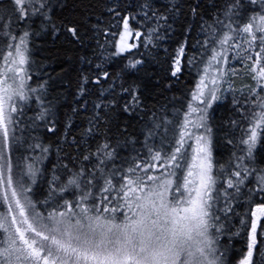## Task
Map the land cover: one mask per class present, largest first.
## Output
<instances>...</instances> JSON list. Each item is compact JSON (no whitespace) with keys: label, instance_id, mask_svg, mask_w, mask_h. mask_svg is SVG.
Segmentation results:
<instances>
[{"label":"snow or ice","instance_id":"obj_1","mask_svg":"<svg viewBox=\"0 0 264 264\" xmlns=\"http://www.w3.org/2000/svg\"><path fill=\"white\" fill-rule=\"evenodd\" d=\"M0 264H264V0H0Z\"/></svg>","mask_w":264,"mask_h":264},{"label":"trees","instance_id":"obj_2","mask_svg":"<svg viewBox=\"0 0 264 264\" xmlns=\"http://www.w3.org/2000/svg\"><path fill=\"white\" fill-rule=\"evenodd\" d=\"M71 2L72 0H70V4ZM77 2H79V0H77ZM134 39L135 38H133V41ZM188 51H189V54H191L192 49L189 48ZM185 80H186V83H185ZM181 82H182L181 84L182 87H188L192 83H194V77L188 76V74L186 73L185 76L181 77ZM248 83L249 81L244 78L243 74L235 78L236 87H240L241 84L246 85ZM224 111H225V107L223 105H221L220 107H217L216 112H215L216 118L219 119L221 117V114ZM233 231H235V229H233ZM224 244L227 245L233 253H235V258H238L240 254L242 253L244 239L240 236H234L231 238V241H229L228 239H225Z\"/></svg>","mask_w":264,"mask_h":264}]
</instances>
